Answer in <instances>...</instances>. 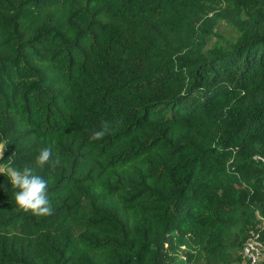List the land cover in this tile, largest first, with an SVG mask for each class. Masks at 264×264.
Instances as JSON below:
<instances>
[{"label": "trees", "instance_id": "trees-1", "mask_svg": "<svg viewBox=\"0 0 264 264\" xmlns=\"http://www.w3.org/2000/svg\"><path fill=\"white\" fill-rule=\"evenodd\" d=\"M0 145V172L59 160L51 216L0 173V264L240 261L264 239V0H0Z\"/></svg>", "mask_w": 264, "mask_h": 264}, {"label": "clouds", "instance_id": "clouds-1", "mask_svg": "<svg viewBox=\"0 0 264 264\" xmlns=\"http://www.w3.org/2000/svg\"><path fill=\"white\" fill-rule=\"evenodd\" d=\"M118 124V122H114ZM112 124L104 121L100 130L95 131L91 137L93 140L103 139L111 133ZM5 145H0V157H2ZM59 160L53 159L51 146L40 148L34 157L32 164H25L22 170L12 168L6 173L11 181V186L17 191L14 193L15 207L18 211L31 212L37 217H46L54 214L53 207L47 195L48 182L36 174L37 169H43L46 165L54 167Z\"/></svg>", "mask_w": 264, "mask_h": 264}, {"label": "built area", "instance_id": "built-area-1", "mask_svg": "<svg viewBox=\"0 0 264 264\" xmlns=\"http://www.w3.org/2000/svg\"><path fill=\"white\" fill-rule=\"evenodd\" d=\"M263 218L259 226L263 223ZM259 228H249L247 231V236L244 239L239 254L241 258L244 259L248 264H259L260 260L257 261L259 251L264 250V239L260 237L258 232Z\"/></svg>", "mask_w": 264, "mask_h": 264}, {"label": "rangeland", "instance_id": "rangeland-1", "mask_svg": "<svg viewBox=\"0 0 264 264\" xmlns=\"http://www.w3.org/2000/svg\"><path fill=\"white\" fill-rule=\"evenodd\" d=\"M220 29L221 30H224V31H227L228 30V27H226L225 24H221L220 25ZM258 260H260V263L259 264H264V250L263 251H259V255H258L257 261ZM231 264H248V263H246L244 259H241L240 261L234 262V263H231Z\"/></svg>", "mask_w": 264, "mask_h": 264}]
</instances>
